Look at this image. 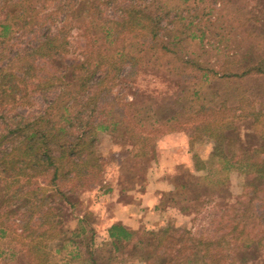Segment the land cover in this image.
I'll list each match as a JSON object with an SVG mask.
<instances>
[{"label":"trees","instance_id":"16d2710c","mask_svg":"<svg viewBox=\"0 0 264 264\" xmlns=\"http://www.w3.org/2000/svg\"><path fill=\"white\" fill-rule=\"evenodd\" d=\"M47 1L0 0V238L8 233L10 220L14 219L16 229L25 231L33 216L36 220L28 235L35 232L37 236L55 235L56 230L50 220L60 222L64 204L72 206L77 201L71 200L75 189L86 180L97 179L101 171L100 157L95 149L99 132H117L125 142V153L139 142L150 148L146 147L141 163L124 168H127L124 178L140 175V181L145 183L146 174L158 161L155 137L162 117L164 122H171L183 116L185 120L194 122L196 132L220 144L208 153L209 161L202 174L177 165L171 173L163 176L172 185L169 192L161 194L160 206L166 215L169 208L182 214L188 205L178 207V203L180 200L188 201V193L196 195L217 190L218 179L210 181V175L214 173L210 163L213 158L223 161L222 170L234 169L247 176L248 185L253 180L249 194L256 192L255 182L258 179L264 182V131L257 127L261 116H264V103L260 102L256 107V99L250 98L247 91L237 94L240 95L239 105L228 106L224 98L217 108L197 103L200 98L212 99L205 98V95L200 97L203 93L196 88L192 90L190 100L196 101L198 108L192 103L187 106L178 103L176 108L174 103L165 106L151 100L150 91L138 86L130 99L110 96L112 86L119 80L135 81L137 74L146 68L149 75L158 76L161 70L168 68L161 69V66H168V52L173 51L164 44L155 46L164 5L156 4L153 10L148 11L147 3L117 0V14L113 18L101 15L97 0H58L53 7H43ZM60 12L62 17L55 23ZM85 14L89 15L85 17ZM84 18L87 20L83 21ZM71 20L79 24L80 35L87 40L83 53H77L68 60L70 41L67 28ZM45 22L48 23L46 30L40 31ZM51 22L55 24L52 30ZM27 32H37L32 37L34 43H10ZM181 62L193 66L189 59ZM242 66L240 71L231 67H223L219 71L213 69V74L230 85L233 91L240 83L238 79L259 77L261 81L251 96L264 100V55L255 61L247 60ZM39 89H54L55 92L39 111L26 115L16 112L15 108L29 103ZM210 94L214 96L215 93L210 91ZM177 101H181L180 95ZM251 137L254 141L247 145L246 141ZM247 146L250 154L246 153ZM40 178L44 182L40 183ZM63 182L68 183L67 189H61L59 184ZM117 186L125 190L119 183ZM113 189H117L116 185L106 187L104 192ZM248 205L253 204L250 202ZM249 206L240 216H244ZM41 209L43 211L38 213ZM224 215L225 209L220 217ZM166 218L162 227L145 231V238L135 236L136 230L119 222L106 227L107 237L114 250H122L128 245L141 248L140 253H134L136 259L151 260L152 264H183L184 260L195 256L202 258L204 264H218L216 253L221 247L216 252L208 249L212 243L218 247L223 237L218 240L198 239L199 251H188L184 256L188 249L187 244L181 242L185 230L177 228L168 215ZM227 233L239 239L243 234L242 247L250 246L249 240H253L246 239L249 237L243 233L238 221L231 224ZM153 241H156L155 247H148ZM37 246L34 256L27 260L28 264H45V253ZM165 250L166 257L162 258L161 251ZM88 252L92 255L91 251ZM30 254L29 251L28 256ZM91 255L88 260L94 264L95 259ZM124 259L120 264H124Z\"/></svg>","mask_w":264,"mask_h":264},{"label":"rangeland","instance_id":"374dc122","mask_svg":"<svg viewBox=\"0 0 264 264\" xmlns=\"http://www.w3.org/2000/svg\"><path fill=\"white\" fill-rule=\"evenodd\" d=\"M97 1L98 7L102 10V16L115 18L117 0L116 2L115 0ZM136 1L147 3L148 11L153 10L156 4L165 6V10L161 13L155 46L159 47L164 44L173 52H168V66L162 65L161 69L168 68L161 70L158 76L149 75L148 68L143 69L137 74L135 81L119 80L114 84L110 96H116L115 98L120 100L130 99L133 90L138 86L140 89L150 91L151 100L163 103L165 106L174 103V108H176L178 103L186 106L192 103L195 108H198L199 105H195L196 101L191 102L192 100H190V94L196 88L203 93L200 97L205 95V98L212 99L208 101L200 98L197 103L211 108L219 107L224 98L227 99L228 106L239 105L240 95L237 94L244 91L250 94V98L256 99L254 101L256 107H259L260 102L264 103L263 99L251 96L261 81L259 77L246 76L238 79L240 83L233 91L230 85L224 84L213 74V69L220 70L223 67H231L240 71L243 63L247 60L255 61L260 55H264V0ZM55 4H58V0H48L46 6L43 7L49 8ZM61 15L62 12L56 15L55 23L62 17ZM86 15L89 14L84 16L86 17ZM84 19L83 21L87 20V18ZM46 25L48 23L45 22L40 26V31L46 30ZM49 25L51 30L55 28L54 22ZM77 25L79 24L71 20L67 28L70 41L69 51L66 55L68 60L77 53H83L81 51H84V42L87 40L86 37L80 35L81 29ZM35 33L37 34V32H34V35L32 32H27L19 39H12L10 43L13 45L26 41L34 43L32 37L35 36ZM201 34L202 36H200ZM245 55L246 57H244ZM183 59H189L193 66L189 67L185 63L188 61L181 62ZM194 62L199 64L195 65ZM124 68L123 66L122 69L124 70ZM176 72L181 74H176ZM203 73L207 75L204 76ZM182 89L184 90L182 91ZM210 91H214V96L210 94ZM54 92V89L47 91L39 89L32 95L30 104L18 106L15 108L16 112L26 115L39 111ZM179 95L181 101H177ZM260 120L257 127L262 132L264 131V116H261ZM194 125V122L185 120L183 116L171 122H164L162 117L157 126L155 142L163 135L170 133L184 134L187 138L186 143L192 148V151H190L191 161L181 166L187 170H193L197 174H202L209 158L208 153L211 149L218 148L220 144L196 132ZM253 141L254 137L249 138L246 141L247 145ZM146 147L143 142H139L130 146L125 153V142L117 132L112 134L105 131L99 132L95 146L101 163L98 178L92 181L86 180L75 189L71 200L77 201L72 206L64 204L63 213L60 212L61 223L50 220V224L52 223L53 229L56 230L52 237H47V234L37 236V232L28 235V230L32 228L31 225L34 224L36 216H33L25 231L16 229L14 225L16 222L14 219L10 220L8 233L0 238V264H28L27 260H31L34 256L37 244H39L38 249L40 248L39 250L45 253V264H92L88 260V256L91 255L88 251L92 252L91 257L95 259L94 264H120L121 259L124 258L122 261L124 264H152L151 260L144 262L136 259L134 253L141 250L139 247L133 248L128 245L122 250H114L106 231L108 223L118 217L117 213L120 212L121 203L123 205L129 203L134 206L138 201L139 192L145 187V183L139 179L140 175L132 179L124 178L127 169L124 168L135 166L137 162L141 163ZM246 150V153L250 154L249 146ZM210 163L215 167H212L214 173L210 175V181L218 179L220 182L217 190H207L196 195L188 193L189 200H180L178 203V207L188 205L182 214L170 209L167 212L176 227L187 232L183 233L184 239L181 241L188 246L184 256L188 251H199L197 250L199 246L196 243L198 239L211 240L214 238L218 240L223 237V242L221 241L218 247L212 243L208 249L210 252H216L217 248L221 247L216 253L218 264H264V182L260 179L256 180V192L249 194L253 180L248 185L247 176L245 177L243 173L239 174L234 169L222 170L223 161L220 159L213 158ZM177 172L179 173V171ZM148 176L149 173L146 174L145 182H147ZM39 181L40 183L44 182L41 178ZM118 183L120 187H125V190L124 188L118 189ZM59 185L61 189H67L68 183L64 184L63 182ZM112 185H116V192H104L106 187ZM216 192H219L218 196L215 194ZM238 199L241 201L238 202ZM247 202H251L253 205L249 206ZM133 206L129 208L131 209ZM248 206L249 210H246L244 216H240L245 210L244 208H248ZM224 209L226 215L223 218L220 217V214ZM41 211L43 210H39L38 213ZM138 212L140 211H133L134 214L137 213L142 217L136 221L137 227L133 228L136 230L135 236L137 237L145 238V231L156 230L167 221L166 214L158 216L154 212ZM234 221H238L243 233L248 235L249 238L246 239H253L249 240L250 246L242 247L244 245V242H241L242 237L244 238L243 234L239 236V239L235 236L232 238L231 233H227ZM77 232L78 235H75ZM155 242H151L152 246L148 247H155ZM246 242L247 240H245ZM29 251L31 252L30 257L28 256ZM165 252L166 250L161 251L162 258L166 257ZM31 264H36V262H31ZM183 264L204 263L202 258L195 256L184 260Z\"/></svg>","mask_w":264,"mask_h":264},{"label":"crops","instance_id":"0c3cea01","mask_svg":"<svg viewBox=\"0 0 264 264\" xmlns=\"http://www.w3.org/2000/svg\"><path fill=\"white\" fill-rule=\"evenodd\" d=\"M186 136L179 133H170L163 135L156 141V148L158 150V161L154 163L149 169V176L145 187L138 194V201L134 206L132 204H122L119 208L120 212L117 213L118 217L111 220L109 224L113 222H119L129 229L136 228L135 224L141 215L133 213L134 210L140 211L138 213H156L158 216L165 214V211L161 210L160 199L161 194L172 189V185L169 180H164L163 176L171 173L177 165H185L191 161V147L186 143ZM147 173V174H148ZM117 191V189H113ZM133 206V208H129ZM126 209L125 211L123 209ZM168 208H165L166 210ZM170 210H174L169 208ZM142 218V217H141ZM161 224L159 227H161Z\"/></svg>","mask_w":264,"mask_h":264}]
</instances>
